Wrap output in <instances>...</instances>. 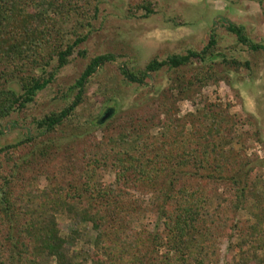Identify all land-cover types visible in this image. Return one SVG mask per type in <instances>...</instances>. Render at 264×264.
I'll return each instance as SVG.
<instances>
[{"label": "trees", "instance_id": "16d2710c", "mask_svg": "<svg viewBox=\"0 0 264 264\" xmlns=\"http://www.w3.org/2000/svg\"><path fill=\"white\" fill-rule=\"evenodd\" d=\"M103 2L0 0V123L24 111L73 58L86 57L83 45ZM139 12L143 17L153 12L150 0L128 4L129 16ZM223 24L238 44L264 52V39L252 40L243 25L228 20ZM216 36L212 30L200 50L153 57L141 69L120 66L123 81L144 86L163 68L177 71L197 64L193 81L216 82L217 57L234 69L249 67V61L227 58L218 51ZM116 58L111 52L91 57L69 87L68 92L75 93L64 107L35 119L22 140L0 147V264H41L47 258L55 264H82L84 255L91 264H125L126 257L128 264H153L142 235L125 234L130 216L139 214L136 206L129 213L126 205L131 202L140 207L158 205L159 218L165 219L161 232L147 233L155 250L165 249L154 264H204L213 258L218 249L211 241L216 232L211 235V225L224 222L222 217L227 224L228 205L235 213L246 210L259 219L256 206L246 203L252 198L262 205L264 185L248 182L252 167L246 168L237 152L226 151L223 142L215 140L221 113L207 107L180 120L171 117L178 112V100L192 97L186 91L189 86L181 87L168 105L163 102L161 112L168 121L157 136H149V123L135 113L118 114L119 96L113 91L103 95L99 112L72 125L93 75ZM87 126L98 127L100 137L86 135ZM83 135L81 144H74ZM57 154H66L60 165L54 163ZM40 176L46 181L41 188ZM215 184L222 192L207 191ZM130 190L149 192L151 200L132 201L135 192ZM167 205H172L169 211ZM210 205H217V212H211ZM61 216L72 222L69 232L61 229ZM83 225L95 232L94 249H76L84 236L79 229ZM259 229L244 218L233 221L232 230L242 239L239 245L248 247L241 264H264V232ZM257 249L262 255L255 254ZM115 250L121 251L116 260Z\"/></svg>", "mask_w": 264, "mask_h": 264}, {"label": "rangeland", "instance_id": "374dc122", "mask_svg": "<svg viewBox=\"0 0 264 264\" xmlns=\"http://www.w3.org/2000/svg\"><path fill=\"white\" fill-rule=\"evenodd\" d=\"M134 1L105 0L101 4L100 14L92 20L90 35L83 45L87 51L86 57L73 58L57 73L53 82L37 93L34 101L24 111L12 113L0 123V147L22 140L27 131L31 132L35 119L64 107L75 93V91L69 93V87L81 74L88 60L95 55L111 52L116 55V60L107 63L93 75V82L86 88L85 101L76 111L79 118L76 119L75 116L72 125L77 122L84 123L87 118L99 112L103 95L113 91L119 96L118 114L135 113V117L149 123V136H157L163 124L168 121L165 113L161 112L163 102L168 105L174 97H178L181 87L189 86L186 91L192 93V97L178 100L176 102L178 112L171 117L180 120L184 115L199 113L207 107H213L215 112H220L221 118L218 124L220 135L215 140L223 142L226 151L230 148L234 153L237 152L242 158L241 162L248 164L246 168L252 167L253 171L248 182L257 181L264 185V52L251 51L238 44L236 37L229 33L223 24L228 20L243 25L252 40L256 42L263 40L264 0H150L153 12L149 16L143 17L142 12H139L132 17L127 14V7ZM212 30L217 35V50L227 58H236L242 62L249 61V67L234 69L232 66H226L221 57H217L215 59L217 62L213 65L219 79L216 82L193 81L196 79L194 72L197 64H190L177 71L163 68L152 74L146 80L147 85L144 86L124 83L120 66L141 69L153 57L163 59L168 55L184 53L189 49L198 51L207 44L208 35ZM188 80H192L193 83L190 84ZM104 87L106 90L103 93L101 91ZM104 113L107 114V110ZM87 128L86 135L92 133L95 137H100L98 127L87 126ZM86 135L79 137L74 144H81V139ZM65 156L66 154H57L56 158L61 162L56 159L53 162L60 165L65 161ZM49 159L53 160V154ZM112 178L110 174L109 179ZM105 182H109L107 177ZM38 183L40 188L46 185L42 176ZM212 189L218 190L219 193L223 190L216 184L207 186V191ZM142 193L135 192L134 198L131 196L130 199L134 201L138 198L149 202L148 200H151L148 199L149 192L145 191L144 195ZM131 204L132 202L126 205L129 213L136 206L140 215L134 212V215L130 216L131 222L127 224L125 234H132L135 237L142 235L145 241L142 243L143 247L146 246V253L151 251L154 257L151 261L154 264L155 258L161 256L165 249L162 247L155 250L147 233L156 230L161 232L165 219L159 218L158 205L140 207ZM246 205L256 206L255 212H258L259 219L246 210L235 213L232 205H228L230 208H228L227 224L224 225L226 219L222 217L224 222L211 225L212 236L213 230L216 229L211 241L216 245L218 252L204 264L242 263V255L248 247L239 245L242 239L239 232L232 230L233 221L247 219L250 223L259 226L260 232H264V202L260 205L249 198ZM216 206L210 205V211L217 212L214 209ZM171 208L172 205H167V211ZM59 223L63 231L69 232L72 222L67 216L59 217ZM79 229L84 236L77 241L76 249L81 247L94 249L95 232L91 230L90 225L80 226ZM118 253L121 251L115 250L113 254L115 260ZM255 254L262 255V251L257 249ZM81 260L82 264H91L86 255L81 256ZM126 260L125 264H128L127 257L124 261ZM40 262L55 264L52 258ZM189 264L196 263L190 261Z\"/></svg>", "mask_w": 264, "mask_h": 264}]
</instances>
